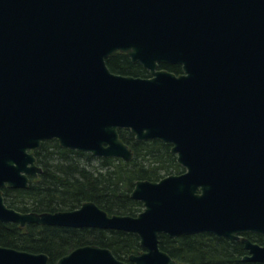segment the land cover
<instances>
[{"label":"water","instance_id":"obj_1","mask_svg":"<svg viewBox=\"0 0 264 264\" xmlns=\"http://www.w3.org/2000/svg\"><path fill=\"white\" fill-rule=\"evenodd\" d=\"M118 52L149 77L113 73L106 60ZM119 129L170 144L184 169L136 181V216L93 202L42 213L6 206L2 188L25 189L42 172L34 151L45 140L131 161ZM252 130L264 140V0H0V222L124 231L143 249L125 262L83 245L55 264H177L161 234H264L253 219L264 204L248 189ZM242 242V260L264 264V247ZM48 261L0 246V264Z\"/></svg>","mask_w":264,"mask_h":264},{"label":"trees","instance_id":"obj_2","mask_svg":"<svg viewBox=\"0 0 264 264\" xmlns=\"http://www.w3.org/2000/svg\"><path fill=\"white\" fill-rule=\"evenodd\" d=\"M116 74L144 78L145 70L122 53L106 60ZM179 74V65H159ZM120 138L132 150L130 162L120 158L93 157L89 153L61 148L56 140H46L35 152L42 174L32 179L27 189H2L8 207L21 212H54L71 210L83 202H93L107 214L135 216L141 202L131 199L137 180L158 181L182 172L171 145L160 140H135L129 131L120 129ZM108 248L122 261L138 255L142 248L135 234L96 228L69 229L56 226L0 222V246L16 250L44 253L49 263L82 245ZM159 247L178 263L188 264H262L243 261L235 254L237 247L211 235L200 233L169 238L160 235Z\"/></svg>","mask_w":264,"mask_h":264},{"label":"flooded vegetation","instance_id":"obj_3","mask_svg":"<svg viewBox=\"0 0 264 264\" xmlns=\"http://www.w3.org/2000/svg\"><path fill=\"white\" fill-rule=\"evenodd\" d=\"M145 72V76L148 77V71L145 70ZM257 105L259 108L258 99ZM247 156L252 160L250 167L247 168V177L253 187H248V189H252V192H250L249 195H252L251 198L254 199L253 202H257L258 197H260L261 202L264 204V140L261 139L258 131L256 134L255 130H252V137H250L249 146L247 148ZM255 196L256 199L254 198ZM253 219L264 223V207L261 209L259 217ZM209 235H211L215 240H223L227 244L237 247L235 254L239 255L241 258L250 255L249 250L245 249L242 242L244 239L259 247H264V234L256 231H244L241 233H236L235 236L237 239L217 237L214 234Z\"/></svg>","mask_w":264,"mask_h":264},{"label":"rangeland","instance_id":"obj_4","mask_svg":"<svg viewBox=\"0 0 264 264\" xmlns=\"http://www.w3.org/2000/svg\"><path fill=\"white\" fill-rule=\"evenodd\" d=\"M173 154V153H172ZM174 155V154H173ZM176 157V156H175ZM176 163H177V161H176ZM178 164V163H177ZM179 165V164H178ZM180 166V165H179ZM181 169H182V171H183V167H181Z\"/></svg>","mask_w":264,"mask_h":264}]
</instances>
